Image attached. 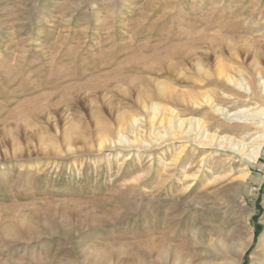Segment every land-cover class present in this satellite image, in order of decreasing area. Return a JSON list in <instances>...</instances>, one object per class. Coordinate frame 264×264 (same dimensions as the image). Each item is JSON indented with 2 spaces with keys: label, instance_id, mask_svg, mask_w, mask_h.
<instances>
[{
  "label": "rangeland",
  "instance_id": "rangeland-1",
  "mask_svg": "<svg viewBox=\"0 0 264 264\" xmlns=\"http://www.w3.org/2000/svg\"><path fill=\"white\" fill-rule=\"evenodd\" d=\"M220 64L264 90V0H0V264H264V131L235 128L263 103ZM161 84L235 145L172 138Z\"/></svg>",
  "mask_w": 264,
  "mask_h": 264
},
{
  "label": "bare ground",
  "instance_id": "bare-ground-1",
  "mask_svg": "<svg viewBox=\"0 0 264 264\" xmlns=\"http://www.w3.org/2000/svg\"><path fill=\"white\" fill-rule=\"evenodd\" d=\"M197 70L198 71L203 70V65L201 63L197 64ZM238 74L240 76H242L241 75L242 73L240 71H238ZM255 74H257L259 76L260 80H262L263 81L262 83L264 84V68H262V67L257 65L256 70H255ZM217 76H218L216 78V82L217 83L219 82V83H222V84H224L226 86H232L233 87L232 94H227L226 92H223V94H222V95H224L227 103H230L232 101V99H238V100L241 101L243 98H250V97H251V99H255L256 102L263 103L260 106V109L256 110L255 112H252V113L246 112L245 115H244V113H242V115H244L245 118H242L240 116L238 118L240 119L239 123L241 125H243V126H238V127H235V128L236 129H241V130L244 129V131H246V133H248V134L251 132L250 130L252 128L256 129V131H253V129H252V131L255 132V134L257 133V130L258 131H261V130L264 131V123H261L260 122L261 119L259 118L261 113L264 112V97H263L264 96V90L262 88H260L259 86L257 87V85L253 84L251 82L252 80L248 82V81H246V78H243V76H242V79H240L241 77L238 78L237 76L232 75L230 69L226 68L224 65H221V64L219 66ZM246 85H247V87L249 86V88L251 90V93L249 95H247V93H248L247 91H246L247 93L245 92ZM173 98H174L173 91L170 90V87H168L165 84H161L160 85V88H159L158 92L148 96V99H150V101L152 102V110H153V113H154L153 116L151 117L152 120H154L156 117L160 116V118H159L160 119V123H164L165 122L164 124L166 125L167 132L169 133V135L172 138H176V137H180L181 138L184 135L190 136L197 129H199L198 134H202L200 132H202V130L206 129L204 120H202L200 118L199 119L191 118V119H189L191 121V124L187 128V119L182 118L180 116V114L174 108L169 107V106H164L163 104H161V103L156 101L158 99H161V100H165V101L168 102V101H170ZM186 98L187 97H185V99L183 101L185 102V104H187L186 106L188 108H190L191 106H193L194 108L195 107L201 108V106H203V105H209L210 108L213 109L215 113L223 114L224 107L220 105L221 103L218 104L216 102L215 98L212 95L205 94V95H203L202 98H199L196 94H189L188 98L187 99ZM245 108L249 109V111H250L251 106H248V107H245ZM252 108H256V107L253 106ZM190 110H192V107H191ZM253 110L254 109H252V111ZM195 111L196 110H192V112H195ZM230 111L231 110H229V112ZM167 112H169L168 115H166ZM234 113H236V112H234ZM231 114H232V112H231ZM234 116L235 115H233L231 117L234 118ZM233 118H230V120H232ZM238 118L236 116V119H238ZM193 120H194V122H196V125H195V123L192 124ZM227 123L228 122L225 120L220 127L224 128V129H230L228 126H226ZM208 130L209 129H206L207 133H206V135L204 137L201 135L202 137H200L197 140L201 147L202 146H204V147L205 146L230 147V146L235 145V144H233V142L230 141V138H229L230 136L229 137H227L225 135L220 136L219 134L211 133ZM243 132L241 131L242 134H243ZM253 140L256 141V143L254 144V143L251 142L252 145H253L252 148L250 147L252 145L249 146L250 147L249 149H252L253 153L252 154L249 153V154H246V155L244 153L243 155L246 156V157L248 155H250V157H252L253 160H256V158L259 156V153L261 152V148H262V145L264 143V132L262 134H260V135L258 134L255 137V139H253ZM238 141L242 142L241 140H238ZM251 141H252V139H251ZM246 143H248V142H246ZM245 146H243L242 148L241 147H237V151L242 154L244 152V150H245ZM242 183L240 182L238 184L239 187H242ZM251 240H252V238H251ZM222 242H224L223 239H222ZM248 244H249V242H247V244H245L243 247H241V249H240L241 255H239V257L242 256L245 253V251L248 249ZM260 247H261V251L264 254V243L261 244Z\"/></svg>",
  "mask_w": 264,
  "mask_h": 264
}]
</instances>
